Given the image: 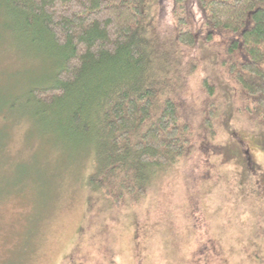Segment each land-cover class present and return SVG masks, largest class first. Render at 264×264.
<instances>
[{"label": "rangeland", "instance_id": "374dc122", "mask_svg": "<svg viewBox=\"0 0 264 264\" xmlns=\"http://www.w3.org/2000/svg\"><path fill=\"white\" fill-rule=\"evenodd\" d=\"M208 45L187 48L179 67L165 69L172 84L176 73L169 88L191 128L190 154L158 168L145 195L111 215L87 208L91 158L80 141L55 144L35 118L10 119L0 136V264H264V124L236 105ZM159 54L148 49V60ZM29 55L11 39L0 43V103L24 96L26 83L47 71Z\"/></svg>", "mask_w": 264, "mask_h": 264}, {"label": "trees", "instance_id": "16d2710c", "mask_svg": "<svg viewBox=\"0 0 264 264\" xmlns=\"http://www.w3.org/2000/svg\"><path fill=\"white\" fill-rule=\"evenodd\" d=\"M156 4L155 16L152 0H0L8 40L47 67L26 83L24 96L0 103V136L21 113L51 132L55 144L80 141L91 158L83 180L87 208L105 215L142 198L158 168L190 154L191 128L169 88L176 73L173 84L165 76L166 64L179 67L187 48L215 49L236 105L264 124V0ZM151 48L160 54L149 61ZM202 81L214 93L206 76ZM204 120L213 139L211 120Z\"/></svg>", "mask_w": 264, "mask_h": 264}]
</instances>
